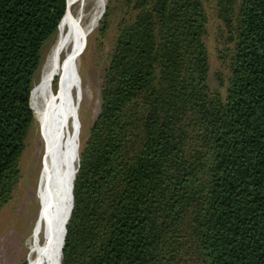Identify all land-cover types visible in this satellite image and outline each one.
Wrapping results in <instances>:
<instances>
[{"label":"trees","instance_id":"trees-1","mask_svg":"<svg viewBox=\"0 0 264 264\" xmlns=\"http://www.w3.org/2000/svg\"><path fill=\"white\" fill-rule=\"evenodd\" d=\"M216 1L225 97L209 86L206 0H109L100 28L117 18L114 48L59 264H264V0ZM67 11L68 0H0V211Z\"/></svg>","mask_w":264,"mask_h":264},{"label":"bare ground","instance_id":"bare-ground-1","mask_svg":"<svg viewBox=\"0 0 264 264\" xmlns=\"http://www.w3.org/2000/svg\"><path fill=\"white\" fill-rule=\"evenodd\" d=\"M105 2L97 0V12L87 23L84 16L87 0H68V11L55 46L42 66L36 96L40 134L44 142L42 169L37 183L41 203L27 231L28 264H59L60 248L62 255L65 238L62 231L71 215V190L79 152L77 114H70L69 107L71 103L75 107L79 96L82 46L96 28ZM57 59V63L60 61L57 75L63 79L64 89L60 99L56 100L50 93L49 83Z\"/></svg>","mask_w":264,"mask_h":264},{"label":"rangeland","instance_id":"rangeland-1","mask_svg":"<svg viewBox=\"0 0 264 264\" xmlns=\"http://www.w3.org/2000/svg\"><path fill=\"white\" fill-rule=\"evenodd\" d=\"M108 3L109 0H106L102 11L99 10L101 11L99 22L82 46L79 66V96L75 107L73 108L72 103L69 107L70 114L73 112L77 114L76 128L79 138L77 165L81 147L89 137L90 128L101 111L102 77L104 70L109 64L110 56L114 48L117 18H112L109 29L104 36L100 28V21L105 14ZM96 5L97 0H87V6L84 10L87 23L97 12ZM206 7L209 15L208 34L206 36V44L210 57L209 86L212 92H217L225 97L230 75L229 50L231 45L229 43L227 29L217 14V1L206 0ZM57 35L45 47L44 58L34 87L36 96L37 88L41 81V71L55 46ZM58 60L55 62L49 83L50 93L56 100L60 99L64 89L63 79L61 77L58 78L57 75L60 67V61L57 63ZM33 102L34 99L31 98L32 108ZM43 144L37 106L36 122L31 129L26 150L21 160V179L13 193L12 199L0 211V264H23L24 262L28 264L27 254L29 247L27 231L31 225L30 223L38 214L41 203L37 183L40 170L42 169Z\"/></svg>","mask_w":264,"mask_h":264},{"label":"water","instance_id":"water-1","mask_svg":"<svg viewBox=\"0 0 264 264\" xmlns=\"http://www.w3.org/2000/svg\"><path fill=\"white\" fill-rule=\"evenodd\" d=\"M77 171H78V169L76 170V175H77ZM75 179H76V176L74 177V182H75ZM72 195H73V205H72V210H73V207H74V184H73ZM72 210H71V213H72ZM70 217H71V215H70ZM70 217H69V219H70ZM65 236H66V231H65ZM64 240H65V238H64ZM61 261H62V260H61Z\"/></svg>","mask_w":264,"mask_h":264}]
</instances>
